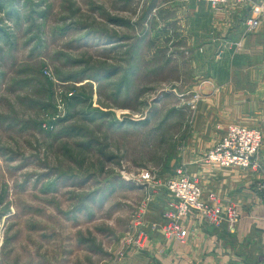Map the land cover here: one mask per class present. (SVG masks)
<instances>
[{
    "label": "rangeland",
    "instance_id": "obj_1",
    "mask_svg": "<svg viewBox=\"0 0 264 264\" xmlns=\"http://www.w3.org/2000/svg\"><path fill=\"white\" fill-rule=\"evenodd\" d=\"M184 2L0 0V264H100L117 240L140 252L128 238L160 183L163 218L167 180L206 164V132L255 128L200 111L247 84L211 68L224 46L179 48ZM243 251L230 264H264L261 241Z\"/></svg>",
    "mask_w": 264,
    "mask_h": 264
},
{
    "label": "crops",
    "instance_id": "obj_2",
    "mask_svg": "<svg viewBox=\"0 0 264 264\" xmlns=\"http://www.w3.org/2000/svg\"><path fill=\"white\" fill-rule=\"evenodd\" d=\"M184 3L187 12L182 14L183 10L176 11L177 22L172 28L179 48L192 51L197 58L201 55L209 59L208 52L212 55V52L224 46L220 58L213 57L211 68L218 73V78H236V83L237 78H242V82L247 84L245 91L238 92L236 87V94L225 97L224 103L218 98L219 102L213 101L210 106L203 104L200 111L213 116L216 110L207 109H214L215 105L221 109V128L232 122L262 128L264 19L248 30L246 19L249 12L245 6L230 3L212 8L204 0H185ZM220 134L206 132L203 138L210 142L203 143L204 147L213 145ZM259 153L258 159L262 162L264 136ZM190 157L186 156L184 161L190 163ZM186 167L189 175L200 179L204 197L211 192L218 197L221 207L232 204L240 212L236 233L230 235L225 226L215 228L190 214L182 221L183 240L168 238L163 231L164 220L161 217L166 191L160 183L155 192L158 198L147 210L145 248L140 252L121 251L117 240V244L105 252L107 256L101 259L100 264H228V259L230 264L234 258L244 256V247L253 248L260 241L264 243V202L254 191V182L264 177V167L245 169L213 162L195 167L187 164Z\"/></svg>",
    "mask_w": 264,
    "mask_h": 264
},
{
    "label": "built area",
    "instance_id": "obj_3",
    "mask_svg": "<svg viewBox=\"0 0 264 264\" xmlns=\"http://www.w3.org/2000/svg\"><path fill=\"white\" fill-rule=\"evenodd\" d=\"M211 7L216 8L225 4H237L250 7L249 16L246 19L248 30H252L264 19V0H204ZM263 129L251 128L242 125H228L216 142L203 156L206 162H213L221 166H236L240 168L264 167L263 161H259V150L262 144ZM193 177V176H192ZM186 175L180 167L167 180V189L172 196L169 202V210L163 213V231L168 238L182 241L184 230L182 221L193 214L202 218L215 228L225 226L227 232L235 234L237 225L241 219L240 212L232 204H219L218 197L209 192L204 197L203 190L196 179ZM255 194L264 202V177L254 182ZM147 231L141 228L134 237H129L130 245L138 250L145 248Z\"/></svg>",
    "mask_w": 264,
    "mask_h": 264
}]
</instances>
